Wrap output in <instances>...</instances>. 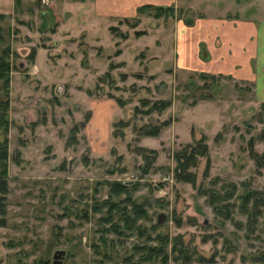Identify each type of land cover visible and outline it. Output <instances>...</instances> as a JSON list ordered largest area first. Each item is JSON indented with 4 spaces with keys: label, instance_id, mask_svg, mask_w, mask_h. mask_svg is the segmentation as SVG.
Wrapping results in <instances>:
<instances>
[{
    "label": "rangeland",
    "instance_id": "rangeland-1",
    "mask_svg": "<svg viewBox=\"0 0 264 264\" xmlns=\"http://www.w3.org/2000/svg\"><path fill=\"white\" fill-rule=\"evenodd\" d=\"M154 6L92 25L80 0H0V62L10 63L8 84L0 78V142L10 149L1 264H53L59 249L64 264H150L135 246L156 245L148 235L158 233L183 235L194 256L168 264H264V200L250 216L264 168L249 145L255 137L264 155V101L252 82L181 60L178 40L202 14L241 17L247 6L263 18L264 0H186L160 15ZM202 138L209 150L189 169L196 180L178 181L176 153ZM114 181L138 185L146 234L102 232L106 209L91 206ZM212 193L224 196L218 211Z\"/></svg>",
    "mask_w": 264,
    "mask_h": 264
},
{
    "label": "crops",
    "instance_id": "crops-1",
    "mask_svg": "<svg viewBox=\"0 0 264 264\" xmlns=\"http://www.w3.org/2000/svg\"><path fill=\"white\" fill-rule=\"evenodd\" d=\"M184 1L186 0H80V7L82 18H87L93 25L96 21L92 18L132 17L146 5L178 7ZM246 7L241 12V17L200 15L192 29L187 31H193L194 37L185 33L178 38L183 49H180L181 60L191 59V64L197 66L200 62L202 69L207 72L225 73L237 80L252 82L255 84L256 97L264 101V17L255 18L257 13L252 14ZM246 11L249 14H244ZM182 63L186 64L185 61Z\"/></svg>",
    "mask_w": 264,
    "mask_h": 264
},
{
    "label": "trees",
    "instance_id": "trees-1",
    "mask_svg": "<svg viewBox=\"0 0 264 264\" xmlns=\"http://www.w3.org/2000/svg\"><path fill=\"white\" fill-rule=\"evenodd\" d=\"M151 5H146L144 7H150ZM155 8V6H154ZM156 9L161 12L163 10H171L172 7H156ZM0 78H5V84L9 82V70L10 63L6 61L0 62ZM6 105V106H5ZM5 107H8V102L4 104ZM157 107V103L155 104ZM2 122L8 123L7 115L3 114ZM264 123V119L261 120ZM85 125V122L82 126ZM150 135H155L156 132L150 131L148 132ZM260 137L264 140V129H262ZM205 139H199L196 143H188L184 146V148L176 153V161L177 165L175 168V177L178 181H195L196 174L191 172L189 169L191 166H195L198 164V157L204 156L208 153L209 146L204 141ZM255 137L250 139L249 145L251 154L254 157L256 164L260 168H264V155L260 154L254 148ZM9 158H10V149L8 141L5 140L0 142V227H7L9 224V193H10V175H9ZM111 187L110 195L104 199L102 202L96 201L92 204L91 208L93 212H102L104 209L105 212L100 216L99 223L103 224L101 228L103 233H107L110 231H116L120 235L130 236L137 232L139 235L146 234V228H143L141 224L137 222L147 216L146 209L143 204L136 202L132 199V193L135 189H137L138 185L133 184L132 182H124V181H114L109 183ZM233 189L235 190V186L233 185ZM233 190V191H234ZM124 194L125 197L121 198L120 195ZM254 194L248 192L247 195L243 196L245 203H249ZM213 200L211 204L214 209L218 211L217 203H222L224 196L221 194L212 193ZM264 198L256 197L254 202L256 203V207H254V212L252 213L251 219L256 217L258 214H262L263 211L258 207L259 203L263 202ZM263 203L260 204L263 205ZM129 205L130 208H129ZM230 204H222L221 211H226V217L230 218ZM246 205V204H245ZM246 207V206H245ZM84 217L89 219V212L84 211ZM106 224L109 226L106 227ZM155 228V226H154ZM129 230V231H128ZM157 240L158 243L156 245H146V246H135L138 248L137 251L146 250V254H142L140 259L150 260V264H168L172 258L175 260V263L182 260L183 263H190L194 261L192 258L194 257L191 253L188 252L189 245L185 242L183 235L176 236L173 241L169 238L168 235H164L162 233L156 234L154 237L148 235V240ZM103 242H107L104 234L102 236ZM170 241L174 242L173 247L168 250V246ZM95 247L98 246L95 244ZM136 250V249H135ZM131 256L129 259H132ZM162 259L161 262L157 263L156 260ZM1 264V261H0ZM103 264V263H102Z\"/></svg>",
    "mask_w": 264,
    "mask_h": 264
},
{
    "label": "water",
    "instance_id": "water-1",
    "mask_svg": "<svg viewBox=\"0 0 264 264\" xmlns=\"http://www.w3.org/2000/svg\"><path fill=\"white\" fill-rule=\"evenodd\" d=\"M166 214L161 213L158 216V223H162L166 219ZM67 255V251L64 249H59L54 253L53 264H64V259Z\"/></svg>",
    "mask_w": 264,
    "mask_h": 264
},
{
    "label": "built area",
    "instance_id": "built-area-1",
    "mask_svg": "<svg viewBox=\"0 0 264 264\" xmlns=\"http://www.w3.org/2000/svg\"><path fill=\"white\" fill-rule=\"evenodd\" d=\"M56 0H41V3L45 6H51Z\"/></svg>",
    "mask_w": 264,
    "mask_h": 264
}]
</instances>
